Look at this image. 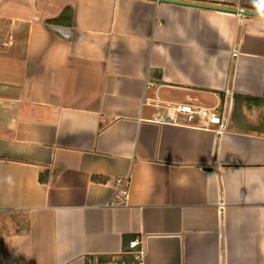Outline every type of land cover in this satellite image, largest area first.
Masks as SVG:
<instances>
[{
    "label": "crops",
    "instance_id": "crops-1",
    "mask_svg": "<svg viewBox=\"0 0 264 264\" xmlns=\"http://www.w3.org/2000/svg\"><path fill=\"white\" fill-rule=\"evenodd\" d=\"M138 237L142 264H264V17L0 0V264L131 263Z\"/></svg>",
    "mask_w": 264,
    "mask_h": 264
},
{
    "label": "built area",
    "instance_id": "built-area-1",
    "mask_svg": "<svg viewBox=\"0 0 264 264\" xmlns=\"http://www.w3.org/2000/svg\"><path fill=\"white\" fill-rule=\"evenodd\" d=\"M237 51L235 50L234 55ZM175 112L178 118H173L174 122L182 125L196 126L202 128H210L211 126H217L219 131H223L228 128V121L221 111L219 106L205 107L190 102H178L174 106ZM125 182L119 181V190L122 194L127 196L128 189L124 187ZM223 207V204H220ZM127 254L133 257L131 263L123 264H142L145 256L144 240L143 238H135L128 243V249L125 251ZM89 264H98L96 262H89Z\"/></svg>",
    "mask_w": 264,
    "mask_h": 264
},
{
    "label": "water",
    "instance_id": "water-1",
    "mask_svg": "<svg viewBox=\"0 0 264 264\" xmlns=\"http://www.w3.org/2000/svg\"><path fill=\"white\" fill-rule=\"evenodd\" d=\"M155 1H167V2H172V3H177V4H183V5L210 8V9L229 11V12H234V13L237 12V13H240L243 15L264 17V14H262V13L250 12V11H245V10H236V9H230V8L220 7V6H210V5L196 4V3H190V2L174 1V0H155Z\"/></svg>",
    "mask_w": 264,
    "mask_h": 264
},
{
    "label": "trees",
    "instance_id": "trees-1",
    "mask_svg": "<svg viewBox=\"0 0 264 264\" xmlns=\"http://www.w3.org/2000/svg\"><path fill=\"white\" fill-rule=\"evenodd\" d=\"M133 260V257H132V259H131V261Z\"/></svg>",
    "mask_w": 264,
    "mask_h": 264
}]
</instances>
